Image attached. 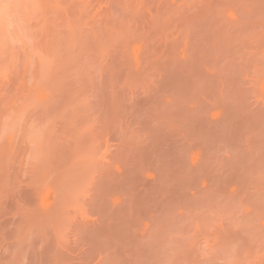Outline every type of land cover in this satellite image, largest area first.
<instances>
[{
	"label": "rangeland",
	"instance_id": "rangeland-1",
	"mask_svg": "<svg viewBox=\"0 0 264 264\" xmlns=\"http://www.w3.org/2000/svg\"><path fill=\"white\" fill-rule=\"evenodd\" d=\"M0 264H264V0H0Z\"/></svg>",
	"mask_w": 264,
	"mask_h": 264
}]
</instances>
